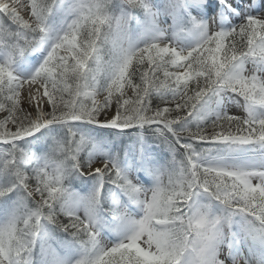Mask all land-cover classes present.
<instances>
[{
	"label": "snow or ice",
	"instance_id": "obj_1",
	"mask_svg": "<svg viewBox=\"0 0 264 264\" xmlns=\"http://www.w3.org/2000/svg\"><path fill=\"white\" fill-rule=\"evenodd\" d=\"M0 264H264V0H0Z\"/></svg>",
	"mask_w": 264,
	"mask_h": 264
},
{
	"label": "rangeland",
	"instance_id": "obj_2",
	"mask_svg": "<svg viewBox=\"0 0 264 264\" xmlns=\"http://www.w3.org/2000/svg\"><path fill=\"white\" fill-rule=\"evenodd\" d=\"M231 111L233 113L240 114V110H238L237 108H233Z\"/></svg>",
	"mask_w": 264,
	"mask_h": 264
}]
</instances>
